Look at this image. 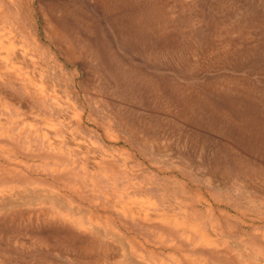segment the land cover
I'll list each match as a JSON object with an SVG mask.
<instances>
[{
	"label": "rangeland",
	"instance_id": "obj_1",
	"mask_svg": "<svg viewBox=\"0 0 264 264\" xmlns=\"http://www.w3.org/2000/svg\"><path fill=\"white\" fill-rule=\"evenodd\" d=\"M0 264H264V0H0Z\"/></svg>",
	"mask_w": 264,
	"mask_h": 264
},
{
	"label": "bare ground",
	"instance_id": "obj_2",
	"mask_svg": "<svg viewBox=\"0 0 264 264\" xmlns=\"http://www.w3.org/2000/svg\"><path fill=\"white\" fill-rule=\"evenodd\" d=\"M7 47V46H6Z\"/></svg>",
	"mask_w": 264,
	"mask_h": 264
}]
</instances>
